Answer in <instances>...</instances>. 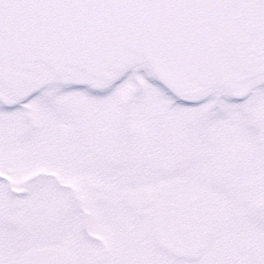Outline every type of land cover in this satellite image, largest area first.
Segmentation results:
<instances>
[{
	"label": "snow or ice",
	"instance_id": "1",
	"mask_svg": "<svg viewBox=\"0 0 264 264\" xmlns=\"http://www.w3.org/2000/svg\"><path fill=\"white\" fill-rule=\"evenodd\" d=\"M0 264H264V0H0Z\"/></svg>",
	"mask_w": 264,
	"mask_h": 264
}]
</instances>
